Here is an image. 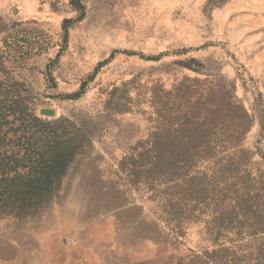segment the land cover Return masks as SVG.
I'll list each match as a JSON object with an SVG mask.
<instances>
[{"label":"rangeland","instance_id":"1","mask_svg":"<svg viewBox=\"0 0 264 264\" xmlns=\"http://www.w3.org/2000/svg\"><path fill=\"white\" fill-rule=\"evenodd\" d=\"M79 1L0 0V52L12 37L34 47L7 62L34 113L86 129L56 196L0 215V264H264V0ZM234 127L254 199L214 189L233 149L213 158L207 205L181 187L197 166L151 171L154 138L184 156Z\"/></svg>","mask_w":264,"mask_h":264},{"label":"trees","instance_id":"2","mask_svg":"<svg viewBox=\"0 0 264 264\" xmlns=\"http://www.w3.org/2000/svg\"><path fill=\"white\" fill-rule=\"evenodd\" d=\"M71 2L77 9L83 7L79 0ZM71 24V20L64 22L65 42ZM43 44L41 40L38 42V51L43 49ZM4 45L6 53L0 52V215L21 217L34 214L35 210L56 196L68 165L80 149L86 129L66 118L47 120L34 113L23 83L17 78L13 65L7 64L10 55L24 60L34 47L23 36L20 39H5ZM78 96L80 92L70 97ZM197 124L196 129L203 131L199 127L202 123ZM248 128L245 124L243 134ZM233 132L236 135L225 139H212L201 134L186 143L184 149L187 155L184 156L165 155L164 142L156 137L149 149L151 171L162 173L168 165H175L173 172L176 173L186 165L189 168L197 166L198 172L182 179L184 185L181 187H185V198L191 197L194 203L207 205L213 188H209L206 181L210 179V173L216 171L217 161L213 162V158L227 149H233L230 152L232 156L220 159L217 170L219 180L214 189L223 196L231 192L237 199L236 204L247 197L254 199L260 192L258 185L250 183L255 177H248L251 170L242 156L248 150L241 145L242 137L237 134V127ZM202 166L203 169H200ZM241 207L235 211L234 219H241L243 214L252 211L253 202Z\"/></svg>","mask_w":264,"mask_h":264},{"label":"water","instance_id":"3","mask_svg":"<svg viewBox=\"0 0 264 264\" xmlns=\"http://www.w3.org/2000/svg\"><path fill=\"white\" fill-rule=\"evenodd\" d=\"M41 113L44 115H53L54 114V110L50 109V108H42L41 109Z\"/></svg>","mask_w":264,"mask_h":264}]
</instances>
